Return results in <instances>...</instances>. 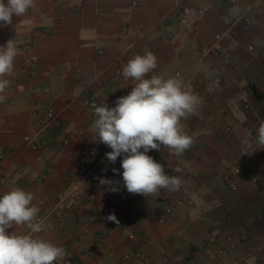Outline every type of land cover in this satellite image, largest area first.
<instances>
[{"label": "crops", "instance_id": "crops-1", "mask_svg": "<svg viewBox=\"0 0 264 264\" xmlns=\"http://www.w3.org/2000/svg\"><path fill=\"white\" fill-rule=\"evenodd\" d=\"M9 40L18 53L0 102V195L33 193L45 226L35 235L67 253L55 264H264V148L255 145L264 0H35L0 25V47ZM148 51L157 67L145 78L177 77L200 103L181 121L190 149L147 153L181 188L145 197L124 187L123 156L107 160L111 148L98 141L84 100L92 91L115 107L136 83L123 67ZM98 177L118 181V191Z\"/></svg>", "mask_w": 264, "mask_h": 264}, {"label": "clouds", "instance_id": "clouds-1", "mask_svg": "<svg viewBox=\"0 0 264 264\" xmlns=\"http://www.w3.org/2000/svg\"><path fill=\"white\" fill-rule=\"evenodd\" d=\"M34 3L35 0H7L6 3L0 0V25H11L13 16H23ZM17 53L12 40L0 47V102L11 84L6 77L13 72ZM156 67L157 58L152 52L136 55L122 69L125 80L136 82L131 91L119 97L114 102L115 107L93 105L96 118L92 129L98 141L111 148L105 154L107 160L114 164L123 156L124 187L130 194L145 197L158 196L161 190L173 192L181 188L182 179L168 175L164 166L147 153L163 148L179 157L190 149L194 141L181 121L195 115L200 103L191 85H185L177 77L145 78ZM243 143L244 154H247L246 149L253 148V142L249 137ZM255 145L256 150L264 148V123L258 127ZM97 179L107 190L118 191V181ZM33 200V193L19 187L0 195V264H55L65 259L67 253L63 246L35 235L44 231L45 226L43 220L37 219L40 210ZM107 219L119 224L115 214ZM14 226H26L30 231L26 234L10 232Z\"/></svg>", "mask_w": 264, "mask_h": 264}, {"label": "built area", "instance_id": "built-area-1", "mask_svg": "<svg viewBox=\"0 0 264 264\" xmlns=\"http://www.w3.org/2000/svg\"><path fill=\"white\" fill-rule=\"evenodd\" d=\"M169 37H171V35ZM36 61L37 60L35 58H33L31 63H30L29 69H30V74L31 75H34L35 72H36V66H37ZM84 105L87 108H90V109H94L93 105L100 106V97H99V95L96 92H92V91L88 92L87 95H86V98L84 100ZM45 118H46L48 123H52V122H55L57 120L56 112L53 109V107H48L47 108V110L45 112ZM86 174H87L86 170H82L81 171V175L82 176H84ZM0 183H2V184L6 183V179L4 177H1L0 178ZM70 199H71L70 196H65L61 200L60 203H65L66 201H69ZM38 220H41V219H38Z\"/></svg>", "mask_w": 264, "mask_h": 264}]
</instances>
